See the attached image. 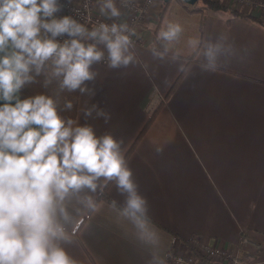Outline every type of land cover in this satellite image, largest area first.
I'll return each instance as SVG.
<instances>
[{
    "label": "crops",
    "instance_id": "1",
    "mask_svg": "<svg viewBox=\"0 0 264 264\" xmlns=\"http://www.w3.org/2000/svg\"><path fill=\"white\" fill-rule=\"evenodd\" d=\"M64 3L58 16L69 15ZM163 3L155 0L137 27L138 63L118 69H108L106 61L94 65L98 75L89 87L95 95L80 94L76 118L92 124L98 135L110 131L123 138L162 239L155 246L138 241L104 199L94 214L73 210L78 219L69 226L74 243L67 250L81 264H155L153 256L165 261L173 245L194 236L219 240L235 254L245 232L264 242V24L245 10L236 15L170 0L159 30L173 21L184 31L163 59L154 58L153 49L164 52L163 42L157 49L154 41ZM121 10L118 22L130 25L131 11ZM93 13L111 22L100 15L96 0ZM190 39L200 46H190ZM207 41L223 46L215 73L204 70L199 54ZM93 104L111 114L109 123L95 110L91 118L83 116ZM155 146L163 147L162 155ZM108 194L122 199L111 186ZM239 255L264 264L251 245Z\"/></svg>",
    "mask_w": 264,
    "mask_h": 264
},
{
    "label": "clouds",
    "instance_id": "2",
    "mask_svg": "<svg viewBox=\"0 0 264 264\" xmlns=\"http://www.w3.org/2000/svg\"><path fill=\"white\" fill-rule=\"evenodd\" d=\"M130 3L96 0L111 22L88 27L73 16H58L59 0H0V264H81L67 250L74 243L69 226L78 219L73 210L94 214L110 186L122 199L108 207L131 225L136 239L148 246L162 239L123 138L110 131L98 135L92 124L64 115L74 105L65 100L61 108L59 99L64 92L94 96V65L106 61L108 69H118L139 62L132 39L138 33L118 22ZM183 31L179 22L163 25L156 40L164 52L153 49L154 58L163 59ZM65 34L68 39H58ZM199 54L204 70L217 72L223 46L207 41ZM41 75L44 89L58 82L55 93L22 97ZM97 108H84L83 116L91 118L95 110L109 123L111 114ZM154 152L162 155L163 147ZM153 261L166 264L156 256Z\"/></svg>",
    "mask_w": 264,
    "mask_h": 264
},
{
    "label": "built area",
    "instance_id": "3",
    "mask_svg": "<svg viewBox=\"0 0 264 264\" xmlns=\"http://www.w3.org/2000/svg\"><path fill=\"white\" fill-rule=\"evenodd\" d=\"M65 1V3H64ZM59 0L64 3L67 13L73 16L84 24L96 25L97 22H106L103 19L96 17L93 13V0ZM155 0H144L142 3L132 0L126 8L131 11L130 26L137 32V27L146 18L150 6ZM222 3L228 2V6L233 9L240 10H264V1L261 0H214ZM225 4V3H224ZM236 7V8H235ZM108 23V22H107ZM58 39H68L65 34ZM133 41H137V35L132 37ZM194 243L200 249L202 257L206 262L211 264H261L260 261L251 260L245 261L241 259L240 252H245L247 246L251 245L256 249V254L264 257V242H254L248 234L243 233V237L238 247V254H234L232 248H227L224 243L219 240L206 239L196 237ZM166 264H197L193 252L188 249L185 244L176 243L173 245L166 255Z\"/></svg>",
    "mask_w": 264,
    "mask_h": 264
},
{
    "label": "trees",
    "instance_id": "4",
    "mask_svg": "<svg viewBox=\"0 0 264 264\" xmlns=\"http://www.w3.org/2000/svg\"><path fill=\"white\" fill-rule=\"evenodd\" d=\"M198 4L199 5H203V6H207V7L211 6L212 8H220V9L229 10L228 6H224L221 2L214 1V0H198L197 5ZM169 5H170V1L167 2V3H165V2L163 3V8H162L160 16H159V25L157 26V28H156V30L154 32V41H155L157 49H159L158 46L160 45V41L156 40V33L159 31L160 23L162 22L161 20L164 19V15H165L166 10H167ZM198 9H201V8H198ZM234 13L236 15H244V13H240L238 11H234ZM245 15L248 18L249 17L253 18L255 21H257V22H259L261 24H264V20L262 18H260L259 16H257V15H252V14H245ZM185 71L186 70H184V72L181 74V76L179 77V79L177 80V82L175 83L173 88L177 85V83L183 77ZM44 79H45L44 75H41V76L37 77L38 83L36 85L25 86L24 89L21 92V96L24 97V96L32 95L33 93L39 92V91H45L48 94H54L55 91L58 88V82L56 80H53L52 84H50L47 89H44L42 87ZM79 98H80V93L79 92H75V93H67V92L60 93L59 99H60L61 108L63 107V102L65 100H71L73 102V105H74L73 109L70 112L69 111H65L63 113L64 115L71 116L74 119L77 118V115H78L77 112H78V109H79V101H78ZM157 111H158V108L155 109L153 115L148 120L145 128L143 129V131L141 132L140 135H142L143 132L146 130V128L149 126V124L152 123ZM140 135H139V138H140ZM130 152H131V150L129 152H127L126 158H128V155H129ZM104 199H106L108 201H112V199L109 197L108 189H105L103 194L100 196V200H104ZM195 238L196 237L194 236V237L189 238V239H182V242H183V244H185L188 247V249H190L193 252V255H194V258H195V261H196L197 264H211L210 262H206V260L202 257L200 249L194 243V239Z\"/></svg>",
    "mask_w": 264,
    "mask_h": 264
},
{
    "label": "rangeland",
    "instance_id": "5",
    "mask_svg": "<svg viewBox=\"0 0 264 264\" xmlns=\"http://www.w3.org/2000/svg\"><path fill=\"white\" fill-rule=\"evenodd\" d=\"M221 3H222V1H221ZM225 3V4H224ZM224 6H228V2L227 1H224L223 3H222ZM228 8H229V10H233V11H240V9H238V8H236V9H233V8H231V7H229L228 6ZM245 11H247V13H249V14H252V15H257V16H259L260 18H262V17H264V10L262 9V10H255V9H252V10H247V9H245ZM206 239H208V238H206ZM212 238H210L209 240H211ZM232 250H233V252H234V249L232 248ZM237 251H238V247H237ZM235 254V253H234Z\"/></svg>",
    "mask_w": 264,
    "mask_h": 264
},
{
    "label": "water",
    "instance_id": "6",
    "mask_svg": "<svg viewBox=\"0 0 264 264\" xmlns=\"http://www.w3.org/2000/svg\"><path fill=\"white\" fill-rule=\"evenodd\" d=\"M170 0H164L165 3L169 2ZM188 4L194 5L196 3H198V0H182Z\"/></svg>",
    "mask_w": 264,
    "mask_h": 264
}]
</instances>
